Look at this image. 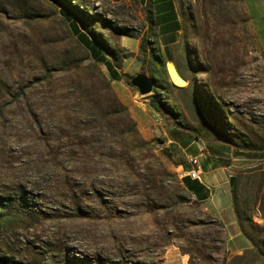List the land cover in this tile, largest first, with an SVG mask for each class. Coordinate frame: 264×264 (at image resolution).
Returning a JSON list of instances; mask_svg holds the SVG:
<instances>
[{"label": "rangeland", "instance_id": "374dc122", "mask_svg": "<svg viewBox=\"0 0 264 264\" xmlns=\"http://www.w3.org/2000/svg\"><path fill=\"white\" fill-rule=\"evenodd\" d=\"M58 1L0 0V193L28 187L45 207L38 222L9 224L0 255L11 264H189L191 256L223 264L248 253L250 264H264V160L234 175L240 235L229 240L188 190L187 155L157 148L170 125H138L129 106L156 99L185 130L264 156V0H177L182 30L169 57L185 85L169 73L151 7L60 0L72 13ZM73 22L121 62L117 98L92 93L94 66L109 71ZM140 72L154 80L152 93L128 83Z\"/></svg>", "mask_w": 264, "mask_h": 264}, {"label": "crops", "instance_id": "0c3cea01", "mask_svg": "<svg viewBox=\"0 0 264 264\" xmlns=\"http://www.w3.org/2000/svg\"><path fill=\"white\" fill-rule=\"evenodd\" d=\"M96 1V0H92ZM112 3L136 1L142 6L153 10L155 37L161 51L167 54V63L171 58L172 49L179 43L182 30L181 14L177 0H107ZM95 44V42H93ZM124 43V41H123ZM137 44V43H136ZM97 45V44H96ZM99 53H92L94 60L107 53L97 45ZM101 51V52H100ZM118 68V71H121ZM123 96L126 97L124 93ZM149 103H129L132 114L138 125H170L164 132L166 146H173L183 151L188 158L198 157L202 179L192 180L188 190L195 199L202 203L207 211L223 222L227 228L228 239L233 240L240 235L235 209L233 207L230 178L237 171L251 168L254 161L264 160V156H245L235 153L233 146L226 140L212 135L193 134L179 126L171 116L161 120L160 112ZM147 105L149 107H147ZM157 123V124H156ZM208 140V141H205ZM187 176V172H186Z\"/></svg>", "mask_w": 264, "mask_h": 264}, {"label": "trees", "instance_id": "16d2710c", "mask_svg": "<svg viewBox=\"0 0 264 264\" xmlns=\"http://www.w3.org/2000/svg\"><path fill=\"white\" fill-rule=\"evenodd\" d=\"M61 5H64L65 7L69 8L72 13H75L74 7L70 4L63 3L62 1H58ZM73 30L75 34L77 35L80 43L85 46L91 56L92 53L97 54L99 53V50H97V45H99L107 54H109L115 61L117 59L116 54L111 50L110 46H108L96 33H91L90 31L78 26L77 23L73 22L72 24ZM122 35H127L125 32H121ZM95 42V44L93 43ZM97 44V45H96ZM143 43L141 44V50L143 49ZM101 52V51H100ZM97 62H101L103 65H105L109 71V76L105 75L101 68L98 66H94V71L98 75L97 80L90 84L92 93L99 97L103 102L107 101L109 99L108 97H116V94L113 91V88L111 86V83L113 80H117L120 78L121 74L118 71V68L122 67L121 62H113L107 59L105 55H102L99 59L95 60ZM124 77H126L127 73H122ZM129 83V82H128ZM117 98V97H116ZM151 106L160 112L163 115H168V118L171 119L168 111L165 108V105L160 103L156 99L151 100ZM0 118H2V114L0 115ZM36 122L40 123V118L35 117ZM42 140V139H41ZM51 168H54L56 172H65L66 168L64 167L63 163L59 161H52ZM68 172L73 173L74 170L68 169ZM78 172V170H75ZM74 171V172H75ZM67 177H65L66 179ZM187 178L191 179L187 176ZM22 186V184H21ZM75 185H73V188ZM94 187V186H93ZM22 189H19L12 195H5L0 193V238H3V235L7 234L6 228L9 227V224L19 221L20 223L24 224L28 220H35V222L39 221V215L41 216V212L44 210L43 205H39L43 202L42 196L39 198V196L36 199H33V196L31 194H34L33 192L29 191L28 187H23ZM79 205V203L77 204ZM81 217L88 218L89 215L83 209L81 210ZM5 228V230H2ZM5 232V233H4ZM251 254L245 253L243 255H234V256H227V258L224 259L223 264H250L252 261ZM77 259V258H76ZM74 260V259H73ZM78 261H82L81 264H85L84 260L77 259ZM0 264H11V259L7 255H0ZM90 264H101L100 261L97 259L93 260V263ZM189 264H194L192 260V256L189 260Z\"/></svg>", "mask_w": 264, "mask_h": 264}, {"label": "water", "instance_id": "95a60500", "mask_svg": "<svg viewBox=\"0 0 264 264\" xmlns=\"http://www.w3.org/2000/svg\"><path fill=\"white\" fill-rule=\"evenodd\" d=\"M172 64L173 65L170 67V72L172 74L173 81L178 85H185L187 83V80L181 76L175 64L174 63ZM129 84L132 87L137 88L140 94L142 95L150 94L153 92L154 89V80L145 72H140L135 76H133L129 81ZM234 182H235V177L231 176L230 178L231 187L234 185Z\"/></svg>", "mask_w": 264, "mask_h": 264}, {"label": "built area", "instance_id": "2783aa9c", "mask_svg": "<svg viewBox=\"0 0 264 264\" xmlns=\"http://www.w3.org/2000/svg\"><path fill=\"white\" fill-rule=\"evenodd\" d=\"M156 146L160 150H164L166 148V144L164 141H159ZM187 176L192 180L202 179L201 166L198 157L189 158V169L187 170Z\"/></svg>", "mask_w": 264, "mask_h": 264}, {"label": "bare ground", "instance_id": "6f19581e", "mask_svg": "<svg viewBox=\"0 0 264 264\" xmlns=\"http://www.w3.org/2000/svg\"><path fill=\"white\" fill-rule=\"evenodd\" d=\"M172 63H173V62H168V64H167V66H168V70H169V73H170L171 76H172V74H171V72H170V67L173 65Z\"/></svg>", "mask_w": 264, "mask_h": 264}]
</instances>
